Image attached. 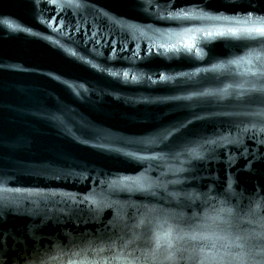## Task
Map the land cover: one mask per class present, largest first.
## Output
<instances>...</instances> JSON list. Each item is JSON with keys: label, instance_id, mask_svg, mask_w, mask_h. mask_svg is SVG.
Masks as SVG:
<instances>
[{"label": "water", "instance_id": "obj_1", "mask_svg": "<svg viewBox=\"0 0 264 264\" xmlns=\"http://www.w3.org/2000/svg\"><path fill=\"white\" fill-rule=\"evenodd\" d=\"M257 28L264 0H0V264H264Z\"/></svg>", "mask_w": 264, "mask_h": 264}, {"label": "snow or ice", "instance_id": "obj_2", "mask_svg": "<svg viewBox=\"0 0 264 264\" xmlns=\"http://www.w3.org/2000/svg\"><path fill=\"white\" fill-rule=\"evenodd\" d=\"M256 31L260 34H264V28H257ZM209 35H211V33H209ZM86 199H89V198L86 197ZM89 202L95 203V201L91 200V199L89 200ZM171 237H172V228L171 227H169L166 231H163V232H160V231L154 232L153 233V240L155 241V247L159 248L162 240L166 241L169 244V247H171ZM127 243H131V241H128Z\"/></svg>", "mask_w": 264, "mask_h": 264}]
</instances>
